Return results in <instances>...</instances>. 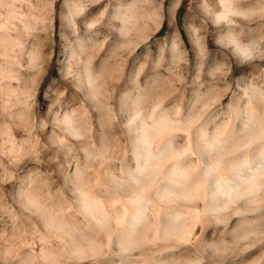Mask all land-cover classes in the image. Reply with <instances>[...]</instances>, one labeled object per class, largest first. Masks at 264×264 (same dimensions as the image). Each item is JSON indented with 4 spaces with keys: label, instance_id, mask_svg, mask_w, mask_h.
I'll return each mask as SVG.
<instances>
[{
    "label": "bare ground",
    "instance_id": "1",
    "mask_svg": "<svg viewBox=\"0 0 264 264\" xmlns=\"http://www.w3.org/2000/svg\"><path fill=\"white\" fill-rule=\"evenodd\" d=\"M215 2L218 8L208 5L205 11L218 26L216 39L238 58L249 59L254 46L245 41V23L236 17L245 18L254 8L244 7L242 0ZM76 4H69V12L80 9ZM139 10L133 3L120 6L112 16L120 22L119 33L105 52L82 40L69 49L62 71L75 87L69 98L80 104L51 97L48 111L35 124L45 140V152L62 156L69 168L64 170L57 162L59 189H44L32 179L16 191L18 207L41 229L34 241L24 243L28 251L16 263L264 264V93L247 84L243 108L232 112L235 118L225 127L199 114L194 119L182 103H167L154 75L144 83L137 78L128 88L125 63L117 67L112 58H122L127 48L136 54L141 42H126L125 36L136 34L143 41L149 37L143 23L148 15ZM2 16L0 26L11 27L12 19ZM188 31L196 56L205 52L207 62L211 42L194 23ZM172 35L173 51L178 46L188 50L176 31ZM39 51H29L30 59ZM255 67L248 64L242 73L254 72ZM109 80L115 112L107 114L125 133V139L116 138L112 146L120 175L107 156L99 155L114 142L108 128L102 129L99 140L84 138L91 111L98 112V120L105 118L101 94ZM11 89L6 92L10 103L1 107L7 112L28 96L18 87ZM5 142L4 138L0 142L4 156L14 152V146ZM73 148L80 150L82 162L73 159ZM9 252V247L0 251L4 259L10 258Z\"/></svg>",
    "mask_w": 264,
    "mask_h": 264
},
{
    "label": "rangeland",
    "instance_id": "2",
    "mask_svg": "<svg viewBox=\"0 0 264 264\" xmlns=\"http://www.w3.org/2000/svg\"><path fill=\"white\" fill-rule=\"evenodd\" d=\"M73 3L80 9L69 12V4ZM129 3L148 15L143 23L145 35L149 37L143 41L142 36L136 34L125 36L126 42H141L136 54H130L127 48L122 50V58H112L117 67L125 63L123 75L128 88L133 87L137 78L144 83L154 75L160 92L167 95V103H182L194 119L216 120L225 127L235 118V110L243 108L246 101L244 92L251 84L258 86L264 93V0H242L244 7L252 6L254 9L248 18L236 17L239 23H245V41L250 40L254 46L249 59L238 58L216 39L218 26L205 11L208 5H215V0H0V16L5 15L13 22L11 27L0 26V142L4 138L7 147L14 146L12 154L6 151L5 157L0 153V251L9 247L8 256L11 258L4 259L0 253V264H17L19 255L28 251L29 246L24 243L34 241L41 233L40 226L18 207L16 191L26 187L32 179L37 180V184L44 189H59L61 184L57 162H62L64 170L69 168L62 156L45 152V140L35 125L48 111L51 97L59 95L60 100L72 105L80 104L79 99L69 98L70 91L75 87L70 77L62 71L69 49L82 40L87 44L92 42L99 48L102 46L104 52L108 50L117 39L120 26L119 20L112 19V16L120 6L122 8ZM24 15L26 18H23ZM89 23H92L90 27ZM190 23L201 27L202 34L212 44V55L207 62L205 58L208 55L205 52L197 56L195 54L188 31ZM14 25L16 27H12ZM248 27L252 28L250 33ZM174 31L186 42L188 50L178 46L173 51L171 43ZM38 49L41 51L32 61L29 51L36 53ZM220 50L227 55V60L221 58V53H218ZM248 64L257 67L254 72L242 73ZM111 83L113 81L109 80L102 85L101 98L106 101V113L103 107L101 111L104 112H100L104 120H98L96 110L90 112L92 115L89 118L93 125L88 120L92 126L89 129L87 124L85 129L84 138L87 141L99 140L103 128H108L111 142L116 138L125 139V133L117 120H110L108 116L115 112L114 104L111 103ZM11 87L26 91L28 96L25 101L16 102L7 112L1 107L10 103L7 93ZM105 96L108 100L104 99ZM35 107L39 108L36 114L32 112ZM22 142L25 145L19 148ZM114 143L99 155L107 156L112 170L120 175V161L113 158ZM73 156L75 161H83L78 148H73Z\"/></svg>",
    "mask_w": 264,
    "mask_h": 264
}]
</instances>
